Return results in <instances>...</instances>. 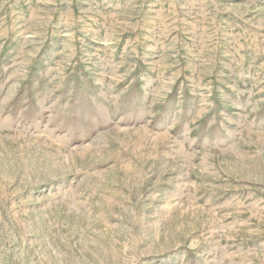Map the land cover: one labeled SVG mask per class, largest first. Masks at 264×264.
Masks as SVG:
<instances>
[{"label":"rangeland","instance_id":"374dc122","mask_svg":"<svg viewBox=\"0 0 264 264\" xmlns=\"http://www.w3.org/2000/svg\"><path fill=\"white\" fill-rule=\"evenodd\" d=\"M0 264H264V0H0Z\"/></svg>","mask_w":264,"mask_h":264}]
</instances>
